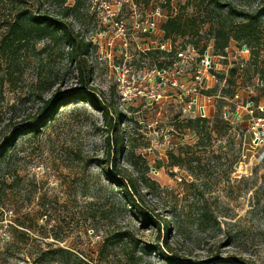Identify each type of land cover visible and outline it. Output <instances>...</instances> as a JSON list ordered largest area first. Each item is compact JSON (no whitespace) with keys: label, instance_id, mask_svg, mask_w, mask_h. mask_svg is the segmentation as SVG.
I'll use <instances>...</instances> for the list:
<instances>
[{"label":"rangeland","instance_id":"374dc122","mask_svg":"<svg viewBox=\"0 0 264 264\" xmlns=\"http://www.w3.org/2000/svg\"><path fill=\"white\" fill-rule=\"evenodd\" d=\"M218 1L258 18L230 14L214 0H0V148L83 86L59 41L33 37L4 48L23 11L64 19L93 41L86 79L121 116L117 133L89 102H70L40 132L16 138L0 159V264H162L154 246L163 244V232L142 226L108 178L113 157L123 172L113 174L138 179L144 205L170 224L172 254L202 264H264V0ZM170 15L189 27L170 39L177 51L196 49L184 71L174 55L139 52V45L166 42L161 23ZM152 19L154 34L146 35L142 27ZM121 20L126 37L116 26ZM220 22L229 30L225 53L215 48ZM207 51L212 69L200 83L195 68ZM123 64L129 77L154 76L162 65L190 94L167 85L159 97L123 105ZM202 102L208 121L198 133L186 121L199 116ZM116 134L123 139L117 157ZM57 248L72 254L41 263Z\"/></svg>","mask_w":264,"mask_h":264},{"label":"trees","instance_id":"16d2710c","mask_svg":"<svg viewBox=\"0 0 264 264\" xmlns=\"http://www.w3.org/2000/svg\"><path fill=\"white\" fill-rule=\"evenodd\" d=\"M214 3L217 6H227L228 12L230 14H236L238 16L244 18H258L257 15H249L244 11H237L234 7L231 6L230 3H221L218 0H214ZM80 4L77 3L74 8H79ZM67 11H69L73 7H65ZM264 12V11H263ZM27 11H23L19 14L18 19L12 24L10 32L8 35L11 36V40L9 43H5V47L7 48L17 42L24 41L26 39H31L33 37L37 38H45L48 37L51 40L59 41L61 45H65L68 47L67 56L68 60L71 63H74L76 69L78 71L79 79L83 86L78 89H74L67 94L61 95L58 99L54 102L53 109L46 114L41 120L37 123H33L28 125L27 127L21 128L15 131V133L9 137L5 144L0 148V159H5L7 152L15 145L16 138L18 136H22L28 133L36 134L41 131V128L47 126L49 122L55 119L56 117V110L58 105L61 107L65 106L70 102H79V101H86L89 102L93 107L100 110L107 120L109 127L113 126V128L117 129L120 124L121 116L118 112L114 115L111 105L105 103L104 99L101 98L96 91L89 87V83L86 79L88 73V66H87V56L89 55L93 41L86 40L79 35L71 26L70 23L66 22L64 19H60L59 17H55L52 15H27ZM188 25L183 23V21L178 17V15H170L165 21L161 23V29L164 31L166 38H172L175 35H182L186 36L188 34ZM229 30L226 28V24L220 22L216 28V35H215V48L216 50L222 51L225 53V48L228 46V42L230 40ZM192 37V36H191ZM162 67V66H161ZM51 102V101H50ZM47 102L46 104H50ZM110 113H112V117H110ZM114 116V117H113ZM114 118V119H113ZM229 120L228 118H226ZM225 119V120H226ZM208 119L206 117L197 116L195 118L189 119L186 121L187 127L194 128L193 130H197L198 133L199 129H202L206 126ZM116 122V123H115ZM196 127V128H195ZM111 146L114 147V155H117L121 152L123 139L116 134L115 137L111 138ZM132 152L129 151V155ZM130 163L135 167V163L133 160H129ZM113 172L122 175V170L118 169L116 159L111 160L110 167L106 170V175L110 180L118 184L119 188L123 190L126 203L128 206L134 211V214L139 219L140 224L144 227H152L155 228L159 233L163 232L164 241L163 244L155 245L154 251L159 253L163 258L162 264H202L197 263L194 261H190L187 259H183L178 257L175 254H172V249L168 244L169 234L171 230L170 224L163 220L159 219L149 208H147L143 203V198L141 195V191L138 188V179H134L132 177H117ZM124 237H128L126 233H123ZM50 254L54 255H69L72 254L71 250L65 248H57L52 249L50 251L45 252L43 255V259L41 263L48 262V256ZM240 261V260H237ZM211 264H232L229 260H219L215 261Z\"/></svg>","mask_w":264,"mask_h":264},{"label":"built area","instance_id":"2783aa9c","mask_svg":"<svg viewBox=\"0 0 264 264\" xmlns=\"http://www.w3.org/2000/svg\"><path fill=\"white\" fill-rule=\"evenodd\" d=\"M160 14H161L160 9H157L154 13V15H160ZM147 22H148V25L145 27H142V30L146 35H153L155 27H156V21L152 19V20H147ZM116 26L118 27L120 34L126 37L125 23L122 20L117 21ZM134 27L141 29V22L137 21ZM161 36H163L162 38L164 39V41H166L165 43H160L159 45H151L150 47H143V48L141 47V45H139V50H140L139 52L147 53V52L158 50V52H162V53L165 52L167 53V55L168 54L174 55V57H176L174 58V60L177 59L178 61L177 64L179 66V70L184 71L185 63H186L185 61L186 59L187 60L191 59V56L189 54H194L196 50L195 46H189L188 50H185V51H181V50L177 51V47L170 40L171 38H166L164 35H161ZM125 45H127V41ZM225 50L228 51V47H226ZM125 55H127V53H125ZM212 62H213L212 57L208 54V51L205 53H202L201 64L198 67L196 66L195 68V71H196L195 78L197 81H199L200 83L203 81V77L205 73H208L209 70L212 69V64H213ZM161 66L162 65H160V68L158 67L156 68L157 73L151 77H147V75L143 76V74L141 73L138 75L133 74L131 77H129V74H128L129 69L127 68L126 64L119 66L118 69L121 71V74L118 77V88H119V98H120L121 103L123 105H129L133 103L136 98L140 96L157 97L156 96L157 94L159 97L161 96L162 92L166 93L169 90V89H166L167 85H168V88H172L171 86L174 87L173 92L175 94H178L176 93L175 88L176 87L180 88L181 90L180 97L190 94V91L186 89L185 85L181 84L177 80L169 79L167 72H166V68L163 66L161 67ZM148 80L149 81L153 80L152 82L153 84H151L150 88L143 85V83L147 82ZM194 90L197 91V88H195ZM236 96L238 97V95ZM156 100L158 101V98ZM194 101L195 103H197L198 100L195 99ZM198 110H199L198 112L199 116L201 117L207 116L205 105L203 102L200 103ZM260 122H262V118L259 117L257 121L255 122L256 126L259 125Z\"/></svg>","mask_w":264,"mask_h":264}]
</instances>
